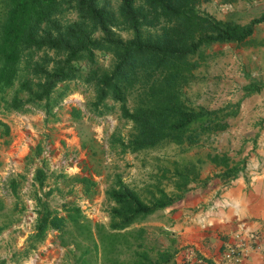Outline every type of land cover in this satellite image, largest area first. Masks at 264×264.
<instances>
[{
	"label": "rangeland",
	"instance_id": "obj_1",
	"mask_svg": "<svg viewBox=\"0 0 264 264\" xmlns=\"http://www.w3.org/2000/svg\"><path fill=\"white\" fill-rule=\"evenodd\" d=\"M109 2L115 5L117 0ZM199 8L217 19L244 24L264 15V0H207ZM97 57L108 64L111 55L97 51ZM198 59L195 76L184 88L189 101L209 109L229 105L227 110L235 114L227 116L225 129L205 136L187 151L208 148L211 142L224 150L235 144L240 149L253 145L251 149L257 147L262 155L264 86L251 93L244 86L264 84V20L242 42L203 46ZM70 85L71 93L48 120L38 109L4 111L0 105V120L8 125L5 133L0 124V264H136L147 258L163 264V253L171 251L162 247L166 239L161 235L159 209L145 222L142 217L122 228L112 224L125 213L127 199L151 205L161 188L179 192L176 154L186 143L122 151L116 138L127 139L131 122L119 118L118 112L97 114L83 91L85 85L79 81ZM72 107L82 113L72 115ZM65 131L75 138H67ZM194 157L192 153L186 162H200ZM82 177L90 182L84 183ZM112 188L118 191V204ZM100 198L99 208L95 207L93 202ZM42 205L59 215L65 214V206L78 205L82 225L66 220L60 227H49L43 239L30 246Z\"/></svg>",
	"mask_w": 264,
	"mask_h": 264
},
{
	"label": "trees",
	"instance_id": "obj_2",
	"mask_svg": "<svg viewBox=\"0 0 264 264\" xmlns=\"http://www.w3.org/2000/svg\"><path fill=\"white\" fill-rule=\"evenodd\" d=\"M204 1L117 0L111 5L109 0H0V105L4 111L38 109L48 120L71 93L70 83L79 81L97 114L118 112L119 118L131 122L127 139L116 138L122 151L162 143H186L181 150L187 151L205 136L225 129L227 116L235 114L227 110L229 105L209 109L186 96L184 88L200 65L202 47L242 42L264 20V15L244 24L217 19L200 10ZM97 51L110 54V62L100 61ZM263 86L245 85L244 89L251 93ZM71 112L74 116L82 113L76 107ZM0 124L8 133V125L1 120ZM210 156L225 167L227 179L236 176L240 163L230 165L227 153ZM192 164L196 165L175 167L178 189L195 176ZM80 179L90 182L87 177ZM159 192L151 205L127 199L125 213L112 226L125 227L182 196L163 188ZM111 194L117 203L118 191L112 188ZM64 209L65 214L59 215L46 205L40 207L30 246L42 240L49 227H60L66 220L82 225L78 205ZM170 256L163 253V264ZM143 263L160 261L147 258Z\"/></svg>",
	"mask_w": 264,
	"mask_h": 264
},
{
	"label": "crops",
	"instance_id": "obj_3",
	"mask_svg": "<svg viewBox=\"0 0 264 264\" xmlns=\"http://www.w3.org/2000/svg\"><path fill=\"white\" fill-rule=\"evenodd\" d=\"M63 134L69 139L76 136L70 131ZM207 147L176 154L178 168L189 164L192 153L200 162H194L195 176L179 190L182 196L159 209L166 239L162 247L171 251L167 264H264V148L258 155V148L252 150L248 144L224 150L210 142ZM214 153H227L230 165L240 163L234 178L227 179L225 167L211 159ZM100 201L93 205L99 208ZM159 210L147 214L144 222ZM238 242L244 245L243 255L228 261L223 251Z\"/></svg>",
	"mask_w": 264,
	"mask_h": 264
},
{
	"label": "built area",
	"instance_id": "obj_4",
	"mask_svg": "<svg viewBox=\"0 0 264 264\" xmlns=\"http://www.w3.org/2000/svg\"><path fill=\"white\" fill-rule=\"evenodd\" d=\"M232 179V178H230ZM245 251L244 245L241 242H238L237 244L228 245L226 249L223 251L224 258L228 261L238 260Z\"/></svg>",
	"mask_w": 264,
	"mask_h": 264
}]
</instances>
